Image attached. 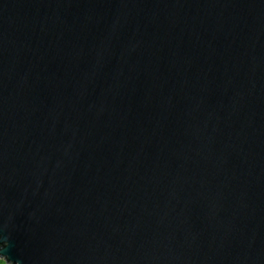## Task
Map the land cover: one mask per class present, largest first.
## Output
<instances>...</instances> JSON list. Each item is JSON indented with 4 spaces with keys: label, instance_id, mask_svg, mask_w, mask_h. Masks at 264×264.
Instances as JSON below:
<instances>
[{
    "label": "water",
    "instance_id": "95a60500",
    "mask_svg": "<svg viewBox=\"0 0 264 264\" xmlns=\"http://www.w3.org/2000/svg\"><path fill=\"white\" fill-rule=\"evenodd\" d=\"M8 264H264V0H0Z\"/></svg>",
    "mask_w": 264,
    "mask_h": 264
},
{
    "label": "rangeland",
    "instance_id": "374dc122",
    "mask_svg": "<svg viewBox=\"0 0 264 264\" xmlns=\"http://www.w3.org/2000/svg\"><path fill=\"white\" fill-rule=\"evenodd\" d=\"M0 264H8L7 261L0 256Z\"/></svg>",
    "mask_w": 264,
    "mask_h": 264
}]
</instances>
